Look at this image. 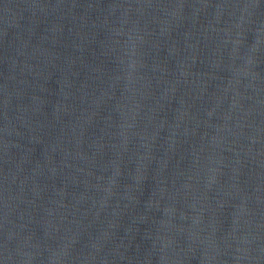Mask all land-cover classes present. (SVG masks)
Masks as SVG:
<instances>
[{"label": "water", "instance_id": "obj_1", "mask_svg": "<svg viewBox=\"0 0 264 264\" xmlns=\"http://www.w3.org/2000/svg\"><path fill=\"white\" fill-rule=\"evenodd\" d=\"M0 264H264V0H56Z\"/></svg>", "mask_w": 264, "mask_h": 264}]
</instances>
